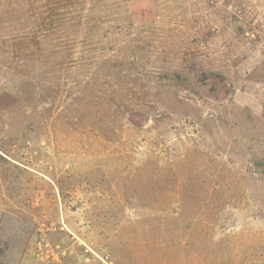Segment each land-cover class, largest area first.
Segmentation results:
<instances>
[{"label":"rangeland","instance_id":"374dc122","mask_svg":"<svg viewBox=\"0 0 264 264\" xmlns=\"http://www.w3.org/2000/svg\"><path fill=\"white\" fill-rule=\"evenodd\" d=\"M264 264V0H0V264Z\"/></svg>","mask_w":264,"mask_h":264},{"label":"built area","instance_id":"2783aa9c","mask_svg":"<svg viewBox=\"0 0 264 264\" xmlns=\"http://www.w3.org/2000/svg\"><path fill=\"white\" fill-rule=\"evenodd\" d=\"M93 254L98 261V264H116L108 255H102L97 252H94Z\"/></svg>","mask_w":264,"mask_h":264}]
</instances>
